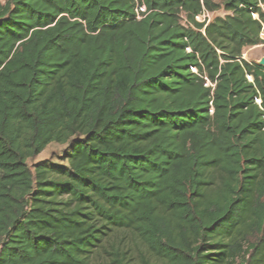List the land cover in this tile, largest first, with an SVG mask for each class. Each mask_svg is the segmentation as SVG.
Wrapping results in <instances>:
<instances>
[{
  "label": "trees",
  "instance_id": "16d2710c",
  "mask_svg": "<svg viewBox=\"0 0 264 264\" xmlns=\"http://www.w3.org/2000/svg\"><path fill=\"white\" fill-rule=\"evenodd\" d=\"M262 4L0 1V264H264Z\"/></svg>",
  "mask_w": 264,
  "mask_h": 264
},
{
  "label": "rangeland",
  "instance_id": "374dc122",
  "mask_svg": "<svg viewBox=\"0 0 264 264\" xmlns=\"http://www.w3.org/2000/svg\"><path fill=\"white\" fill-rule=\"evenodd\" d=\"M5 2L7 0H0ZM224 10L216 12L217 15H223ZM214 15L213 13L211 14ZM244 57L248 60L260 62L261 58L264 57V43L260 44L258 47H249L245 49ZM83 138L82 136L73 137L68 143H52L48 145L39 155L32 157L28 160V165L34 169V166L38 163L46 162L48 164L55 165H68V160L66 157L67 152L71 149V145L74 141Z\"/></svg>",
  "mask_w": 264,
  "mask_h": 264
},
{
  "label": "built area",
  "instance_id": "2783aa9c",
  "mask_svg": "<svg viewBox=\"0 0 264 264\" xmlns=\"http://www.w3.org/2000/svg\"><path fill=\"white\" fill-rule=\"evenodd\" d=\"M142 10H145V7H143ZM211 14H212L211 12L205 11L204 13L198 15L197 18L198 20H201V21H204V20L209 21L212 17ZM262 25L263 26H262V31H261V37L264 39V21L262 22ZM31 170L33 171L34 169L31 168Z\"/></svg>",
  "mask_w": 264,
  "mask_h": 264
},
{
  "label": "water",
  "instance_id": "95a60500",
  "mask_svg": "<svg viewBox=\"0 0 264 264\" xmlns=\"http://www.w3.org/2000/svg\"><path fill=\"white\" fill-rule=\"evenodd\" d=\"M259 64L263 65L264 66V57L261 58Z\"/></svg>",
  "mask_w": 264,
  "mask_h": 264
},
{
  "label": "crops",
  "instance_id": "0c3cea01",
  "mask_svg": "<svg viewBox=\"0 0 264 264\" xmlns=\"http://www.w3.org/2000/svg\"><path fill=\"white\" fill-rule=\"evenodd\" d=\"M262 8H263V10H264V4H262ZM259 45H257V46H255V47H258ZM247 49V48H246ZM245 58V57H244ZM246 59V58H245ZM248 60V59H247ZM249 61H251V60H249ZM256 62H258V60H255Z\"/></svg>",
  "mask_w": 264,
  "mask_h": 264
}]
</instances>
